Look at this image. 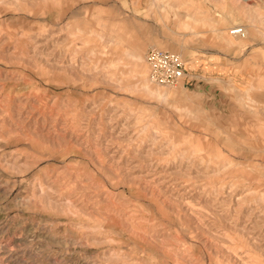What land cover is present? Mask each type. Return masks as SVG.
Instances as JSON below:
<instances>
[{
  "label": "rangeland",
  "instance_id": "rangeland-1",
  "mask_svg": "<svg viewBox=\"0 0 264 264\" xmlns=\"http://www.w3.org/2000/svg\"><path fill=\"white\" fill-rule=\"evenodd\" d=\"M0 264H264V0H0Z\"/></svg>",
  "mask_w": 264,
  "mask_h": 264
},
{
  "label": "built area",
  "instance_id": "built-area-1",
  "mask_svg": "<svg viewBox=\"0 0 264 264\" xmlns=\"http://www.w3.org/2000/svg\"><path fill=\"white\" fill-rule=\"evenodd\" d=\"M146 62L152 81L158 85L176 86L183 83L187 77L185 62L176 53L151 48L146 53Z\"/></svg>",
  "mask_w": 264,
  "mask_h": 264
},
{
  "label": "bare ground",
  "instance_id": "bare-ground-1",
  "mask_svg": "<svg viewBox=\"0 0 264 264\" xmlns=\"http://www.w3.org/2000/svg\"><path fill=\"white\" fill-rule=\"evenodd\" d=\"M240 32H241V30H239V29H234L231 33H232L233 35L237 36V35L241 34ZM154 48H156V47H154ZM158 49H160V48H158ZM160 50H163V49H160ZM176 54H177V53H176Z\"/></svg>",
  "mask_w": 264,
  "mask_h": 264
}]
</instances>
